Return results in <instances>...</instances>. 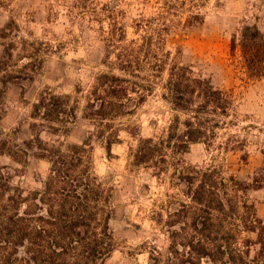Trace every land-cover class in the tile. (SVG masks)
I'll return each mask as SVG.
<instances>
[{
  "label": "trees",
  "instance_id": "trees-1",
  "mask_svg": "<svg viewBox=\"0 0 264 264\" xmlns=\"http://www.w3.org/2000/svg\"><path fill=\"white\" fill-rule=\"evenodd\" d=\"M174 7L167 1L154 16L135 20L133 38L109 16L107 70L86 87L78 84L74 94L44 89L30 113L32 138L19 142L17 130L0 128V154L23 166L31 158L48 163L41 185L34 188L14 184L13 174L0 170V264H105L118 246L112 228L115 186L97 172L94 142L105 144L111 153L123 130L138 137L130 147L134 164L177 189L167 193L161 205L171 244L165 251L155 248L151 264H264V221L248 194L264 187V166L248 182L227 174L221 165H194L181 157L193 143L228 151L245 149L248 140L226 132L239 126L234 90L216 87L190 68L170 63L165 34L187 29L190 23L169 19ZM234 44L240 47L248 75L262 77L264 33L245 25ZM15 49L14 42L7 44L0 57V122L8 85L32 77L29 70L41 66L39 52L25 40L19 55L29 62L13 68ZM157 89L173 113L161 133L143 137L139 127H126L123 120L135 115ZM80 117L95 128L82 143L42 137L43 132L69 135ZM248 233L256 238L245 236Z\"/></svg>",
  "mask_w": 264,
  "mask_h": 264
},
{
  "label": "rangeland",
  "instance_id": "rangeland-1",
  "mask_svg": "<svg viewBox=\"0 0 264 264\" xmlns=\"http://www.w3.org/2000/svg\"><path fill=\"white\" fill-rule=\"evenodd\" d=\"M167 1L175 4L169 19L190 22L187 29L165 34L170 63L190 68L216 87L234 90L233 112L238 116L239 126L229 127L226 132H238L248 140L245 149L228 151L209 148L204 142L193 143L181 157L194 165H221L227 174L252 182L264 166V75L260 78L248 75L240 47L234 40L245 25H255L264 33V0H0V57L5 46L14 42L12 66L22 68L29 62L19 55L26 40L33 43L42 59L37 70H29L32 77L17 78L8 85L6 112L0 128L7 133L17 130L19 142L32 138L30 123L34 120L30 113L44 89L74 94L78 84L86 87L97 73L107 70L104 63L106 30L112 20L109 16L126 26L129 38L137 37L135 20L154 16ZM172 113L157 89L135 115L123 122L126 127H139L140 135L148 137L161 133ZM93 130L94 126L80 117L69 135L43 132L42 137L82 143ZM224 135L221 133L219 140ZM120 138L111 153L105 144L94 142L97 172L111 179L115 186L112 228L118 246L105 264H151L154 249L165 251L171 244L165 222L167 213L161 205L167 200L166 194L177 189L134 164L130 147L137 144L138 137L123 130ZM245 153L247 161L242 159ZM0 170H9L14 184L34 188L41 185L48 163L31 158L23 166L0 154ZM248 194L258 217L264 221V187L250 189ZM158 212L163 213V219ZM245 236L256 238L254 233ZM256 248L253 246L252 253Z\"/></svg>",
  "mask_w": 264,
  "mask_h": 264
}]
</instances>
